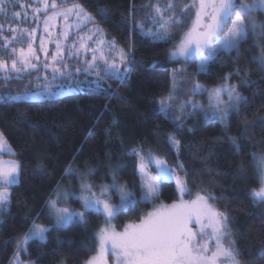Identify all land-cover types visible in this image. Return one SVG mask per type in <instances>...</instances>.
<instances>
[{
	"label": "trees",
	"instance_id": "trees-1",
	"mask_svg": "<svg viewBox=\"0 0 264 264\" xmlns=\"http://www.w3.org/2000/svg\"><path fill=\"white\" fill-rule=\"evenodd\" d=\"M149 2L155 3L154 0H79L93 15L97 8L114 10L107 21L99 16L96 20L107 36L115 38L129 53V63L132 57L136 60L135 70L124 80L103 72L100 84L95 85L92 82L95 75L81 70L77 77L81 85L78 90L53 98L18 100L12 96L44 84L45 77L40 69L25 72L19 79L12 75L7 83L0 72V94L5 96L0 101V130L14 150L12 156L23 165L19 183L10 186L11 203L0 223V264H10L18 240L31 226V219H36L35 214L46 213V203L57 183L74 181L77 186L75 176L65 178L68 164L82 168L83 172L95 168L97 172L87 178L102 181L111 179L109 166L115 169L123 161L126 166L120 168L118 174L138 193L139 189L134 186L139 183L136 164L124 154L143 145L176 162L177 156L169 150L165 133L182 142L179 160L192 172L195 180L188 185L191 193L211 191L218 197L213 202L228 214L233 240L242 253L241 264H247L250 258L256 264H264V259L258 255L264 244V205H254L249 195L251 189L259 187L256 172L250 166L254 161L249 154H264V145L259 143L264 140V131L259 127L249 128L247 131L255 133L254 139L241 135L245 131L242 127L245 122L251 124L258 117H264V71L259 70L260 65L251 59L260 54L261 47H253L254 41L249 39L243 48L251 50L244 51L239 61L234 62L235 52L231 54L232 59L223 55L219 62L210 66L208 73L197 74L196 61L188 64L180 73L188 81L186 85H180L182 90L177 92L180 105L186 100L191 102L196 96L191 95L194 82L219 86L225 83L224 77L235 67L242 71L239 75L233 74L228 82L237 84L240 77L245 76L253 83L240 87L249 100L241 106L240 114L230 117L227 131L218 120L203 122L190 117L184 123L181 136L175 122L159 112V102L170 95L173 87L171 70H179V61L169 59L168 55L173 44L154 41L133 26V20L138 24L148 17L147 8L139 9ZM182 2L190 3L189 0ZM60 5L70 4L63 2ZM133 8L138 11L133 12ZM176 11L184 17V25L190 23L191 11L181 13L179 8ZM2 18L0 14V20ZM171 31L179 34L184 28ZM20 44L14 46L18 49ZM259 45L264 46V40L259 41ZM0 57L14 58L2 47ZM153 62H158L155 67L151 66ZM71 63L74 71L77 60ZM83 74L91 80H86ZM187 122L194 124L190 132ZM230 136L240 141V151L231 143ZM176 197L174 182L162 184L161 199L172 201ZM69 202L80 205L75 199ZM150 206L140 203L121 214L115 219L117 227L139 221ZM46 220L42 215L37 222ZM88 221L87 224L74 222L67 228L49 233L48 242L31 243L28 253H21L22 256L36 264H83L96 252L93 236L101 215L92 214ZM85 247L88 251L83 250Z\"/></svg>",
	"mask_w": 264,
	"mask_h": 264
},
{
	"label": "snow or ice",
	"instance_id": "snow-or-ice-1",
	"mask_svg": "<svg viewBox=\"0 0 264 264\" xmlns=\"http://www.w3.org/2000/svg\"><path fill=\"white\" fill-rule=\"evenodd\" d=\"M70 4V7H63L62 10L55 11L44 20V31H48V25L54 22L58 16L65 21L64 37L67 38L68 29L71 27L67 23L69 17H75L76 28L88 24L94 25L87 29L88 35L79 36V48L87 49V41H93L96 45L92 48L90 61H85L84 71L94 72L99 82L100 72L105 75H116L118 79L124 80L135 70L136 60H129V53L119 48L115 41L106 42L104 39V29L98 24L96 16L107 21L114 11L108 7L97 8L95 15L89 12L85 6L79 3V0H63ZM36 3L42 5L45 13L49 8L58 9L61 5L56 0H36ZM17 7L20 11H11ZM28 8H31L33 17L41 12V7H31L30 4H21L20 0H0V14L5 20L9 18L16 21L22 15L28 16ZM148 9L149 23L155 27V31L147 28L145 24H137L133 20V26L139 28L142 35L151 37L154 41L173 44L169 51V59L183 58L185 63L199 60V73H208L213 63L219 62L223 55L236 53L234 62L239 61L244 51L243 45L249 39L254 41L253 47H261L260 54L252 57V62L260 65L261 71H264V46L259 45V41L264 40V20L257 19V15L264 16V0H191L190 3H183L182 0H156L155 3L149 2L142 5L141 9ZM181 13L191 11L190 23L183 24L184 17L177 15L176 9ZM133 12L138 9L133 8ZM229 23L231 26L229 27ZM183 27L184 31L174 34L171 29ZM225 29L227 31L225 32ZM7 31L10 35H5V24L0 22V47L8 53L11 59L9 64L7 60L0 57V71L4 72V81L7 83L12 74L20 78V73L26 69L35 68L36 65L31 62L32 58L39 59L31 43H28L27 49H17L14 45L27 42L28 39H34L35 28L29 31L27 28L12 27L8 24ZM17 36L24 37L18 40ZM95 37V39H94ZM45 41H40V47L45 48ZM76 48L77 45H72ZM57 53L61 51V45L56 44ZM105 49L119 52L118 65L115 60L110 62L104 55ZM56 60V57H53ZM158 62L151 65L155 67ZM19 64V67H18ZM120 65H123V71H120ZM67 68V64H63ZM59 71L54 68L53 72ZM75 72H80V68H75ZM242 71L240 67H235L232 73L226 74L225 83L218 87L205 88L198 83L192 84L191 95L204 94L210 101V112L206 113L208 119L220 121L225 129L229 128V120L233 114H240L241 106L248 103L249 98L239 90L241 86H248L253 83L245 76H241L237 84L228 83L233 74L239 75ZM173 87L169 97L159 102V112L166 115L175 122L177 133L183 135L185 128L181 115L186 107H191L193 111L203 106L195 101H185L183 105L179 104L177 98L178 90H182L180 85H186V77L180 76L184 69H172ZM61 76L65 75L60 72ZM70 75V73H68ZM191 75V74H189ZM55 78V76H54ZM50 92L51 89H48ZM227 97V100L224 98ZM175 106V107H174ZM187 116L184 117L186 119ZM115 124L116 122L113 121ZM242 127L245 129L242 136L254 139L255 133L247 131L249 128L259 127L264 131V117H258L257 121L249 124L245 122ZM189 132L193 129H187ZM166 141L169 150L176 156L175 164H170L168 160L151 148L145 149L142 145L138 150L131 149L124 155L130 157L136 164V176L139 181L134 184L139 192L133 191L127 183H120L118 178L119 169L126 166L122 161L120 165L112 169L109 166V175L111 184H101L95 180L87 179L97 169L91 168L87 172L78 171L72 164L65 168V178L75 176L78 178L80 187L77 192L75 189H67L62 182L57 183L50 198L46 203V213H36V219H31V226L27 232L19 238L16 244V253L10 264H25L21 259V253H28L31 243L44 244L49 240V233L67 228L70 224L78 222L87 224L88 217L92 214L102 215L105 218V226L101 227L94 234L93 240L97 248L96 255L89 257L83 264H108L107 254L110 251L115 264H241L239 257L241 250L233 240V233L230 229L229 216L220 211L210 201L218 199L211 191H198L194 199L185 200L184 196L191 195L189 183H195L192 172L185 168L179 156L182 150V142L171 134ZM229 140L240 151V141L235 136H230ZM123 143V141H121ZM264 145V140L259 142ZM255 146V145H253ZM7 152L14 154L11 145L2 131H0V154ZM254 161L250 166L256 172V178L259 181V187L251 189L249 195L254 205H264V154H249ZM154 166L156 175H151L150 167ZM23 165L15 160L4 161L0 159V223H3V215L8 212V205L11 203V193L8 188L19 183ZM243 170V165H241ZM181 173L183 175H181ZM175 183L178 200L171 204L161 203L150 212H146L139 218V222H130L124 226L123 231H116L110 226L111 221L119 218L121 214L127 213L140 203L155 204L160 199L161 185L166 183ZM99 188L100 191H94ZM113 194L119 197V203L113 204ZM70 199H75L81 203L82 210H77L69 206ZM44 215L49 221L47 224L37 222L39 217ZM195 222L199 227L194 230L192 227ZM84 251H88L85 247ZM54 251H58L55 249ZM260 259H264V244L261 245L258 253ZM29 264H36L30 261ZM247 264H256L251 258Z\"/></svg>",
	"mask_w": 264,
	"mask_h": 264
},
{
	"label": "rangeland",
	"instance_id": "rangeland-1",
	"mask_svg": "<svg viewBox=\"0 0 264 264\" xmlns=\"http://www.w3.org/2000/svg\"><path fill=\"white\" fill-rule=\"evenodd\" d=\"M156 2V0H154ZM191 2V0H189ZM248 2H251V0H248ZM21 4H30L31 7H41V12L35 14V18L33 17V14L31 12V8H28V16H21L20 18H18L19 20L15 23V21H12L10 18L8 20H5L4 18H2L0 20V22H3L5 24V35H10L7 31V26L8 24H11L12 27H20V28H27L29 31H32L35 28V35H34V39H28L27 42H23L20 44L19 48H24L25 50L27 49L28 43H31L33 46V49L35 50L36 56L39 57V59H35L32 58L31 62L33 64L36 65L35 68H29L26 69L24 72L20 73L19 75L24 74L25 72H30V71H37L38 69H40L42 76L45 77L44 84L41 83L40 85L35 86L32 89H29L27 91L21 92V93H17L15 95H13L12 97L14 99H18V100H32V99H42V98H53L65 93H69L75 90L80 89V84L79 81L77 80V77L80 75L79 72H75L73 71L72 68V61L74 59L77 60V63L75 64V68H80L82 71H84L85 68V61H90L91 56H92V48H95L96 45L93 43V41H87L86 40V44L89 46L87 49H82L79 48V43L80 41L78 40L79 36H87L88 32L87 29H91L94 27V25L88 24L86 27L85 26H81V28L79 30H77L76 28V19L75 17H69V20L67 21V23L69 25H71V27L68 29V35L67 38L64 37V26H65V21L62 17L58 16L56 18V20L54 22L49 23L48 25V31L45 32L44 28H45V24H44V20L46 19L47 16L52 15L53 12L55 11H59L62 10L63 7H70L71 5L68 6H61L58 9H51L49 8L47 10V13L44 12L42 5H39L36 3V0H20ZM49 3H51V0H49ZM56 3L58 5H60L61 3H63V0H56ZM11 11H20L22 12V8L18 7L17 9H10ZM11 11L9 13H11ZM2 15V14H1ZM257 19L260 20H264V18H262L261 15H257ZM149 20V12H148V17L144 20H140L138 22V24L143 23L145 24V26L147 28H150L151 30L155 31V27H153L150 23L148 24V26L146 25V22ZM7 23V24H6ZM99 25H101L100 23H98ZM231 26V24L229 23V27ZM227 31V29H225V32ZM104 39L106 42L108 41H115V44L119 47L122 48L118 43L117 40L115 38H110L107 36L106 32H104ZM18 40H23L24 37L21 36H17ZM95 39V37H94ZM44 40L45 43V48H46V53L44 51V49H42L40 47V41ZM59 43L61 45V51L59 52V54L57 53V48H56V44ZM77 45L76 48H73L72 45ZM17 47V46H15ZM18 48V49H19ZM173 48V45L169 48L168 50V54L169 51ZM123 49V48H122ZM125 50V49H124ZM126 51V50H125ZM261 51V49H260ZM127 52V51H126ZM104 55L106 58H109L110 62L112 60H115V62L119 65L120 61H119V52L112 50L109 53V50L105 49ZM53 57H56V60H53ZM179 61V69H185L188 64L192 63V62H188L185 63L183 61V58H173ZM7 60V59H6ZM196 61V65H197V69L199 68V60H195ZM7 62L10 64L11 60H7ZM127 63H129V60L127 61ZM63 64H67V68L63 67ZM19 67V64H18ZM54 68H58L59 71L53 72ZM120 71H123V65H120ZM3 75L4 72L0 71ZM60 72H64L65 75L61 76ZM70 73V75L68 74ZM95 76H93V84L95 85H99L100 84V79L99 78V82L97 83V76L94 72H92ZM103 72H100V76ZM12 75H16L15 73H13ZM86 74H83V76ZM55 76V78H54ZM70 76V77H69ZM86 80H91L89 79L90 76L86 75ZM231 83V82H228ZM200 85H203L205 88H212V87H218V86H207L206 84L203 83H198ZM233 84V83H231ZM220 86V85H219ZM48 89H51V91L49 92ZM169 97V96H168ZM163 98L161 100H165L167 99ZM5 96L0 94V101L4 100ZM225 100H227V97L224 98ZM192 101H195L196 103L202 105V108H199L196 111H193V109L189 106L186 108L185 111H183V113H180L179 115H181V119L182 122L185 123L186 119L192 117L194 119H200L203 122H207L209 120H216V119H208L206 116V113L210 112V101L209 98L204 95V94H197L195 97H193ZM187 116L186 119H184V117ZM188 128H193L194 124H191L189 122L186 123ZM1 131V130H0ZM7 143L10 145V143L7 141ZM12 148V146H11ZM136 149H140L141 146L139 147H135ZM147 149V148H145ZM13 150V148H12ZM14 153V150H13ZM160 155V154H158ZM260 155V154H257ZM162 156V155H160ZM164 157V156H162ZM166 158V157H164ZM0 159L4 160V161H8V160H15L18 161L16 158H14L12 156V154H8L7 152H4L2 154H0ZM168 160V162L170 164H175L174 161L169 160L168 158H166ZM19 162V161H18ZM78 171H82L83 169L80 167H76ZM150 171H151V175L155 176L156 175V169L154 166L150 167ZM181 175H183L181 173ZM118 178H119V182L120 183H127V179L126 178H121L120 177V173L118 174ZM88 179V178H87ZM77 180V186L75 185V182H67L65 184H63V186L67 189H75L77 192L79 191V181L78 178L76 177ZM101 184H111V179H105L102 181H97ZM128 186L130 188L133 189V191H136L135 188H133L130 184H128ZM162 188V185H161ZM176 188V186H175ZM258 188V187H257ZM8 191L11 193L10 187L8 188ZM94 191L99 192L100 189L99 188H95ZM193 192L191 193V195H185L184 199L185 200H190V199H194L195 198V194L197 193ZM11 199V197H10ZM178 200V194L177 197L172 200V201H165L163 199H161V195H160V199L158 201L155 202V204H151L150 208L146 211V212H150L154 209V207L158 206L161 203L164 204H171L175 201ZM211 203H213L220 211L224 212L223 210H221L215 202L210 201ZM112 203L113 204H118L119 203V197L116 196L115 194H113V199H112ZM80 205H75L71 202H69V206L72 208H75L77 210H82L81 207V203L79 202ZM145 212V213H146ZM135 222V221H134ZM139 222V221H137ZM39 223H43V224H47L49 223L48 220H46L45 222H39ZM105 218L101 215V222L99 224V226L97 227V230L95 231V233L98 232V230L101 227L105 226ZM130 223V222H128ZM127 223V224H128ZM110 226L114 227L116 231H123V228H118L116 223H115V219L111 221ZM192 227L195 229H197L199 227V225H197L195 222H193ZM97 252V249H96ZM96 252L91 255L94 256L96 255ZM21 255V259L25 261V264H29L30 261H33L31 259H26ZM14 257V256H13ZM13 260V258H12ZM11 260V261H12ZM107 260H108V264H115V258L113 256V254L109 251L107 254ZM59 264H65L64 262H60Z\"/></svg>",
	"mask_w": 264,
	"mask_h": 264
},
{
	"label": "crops",
	"instance_id": "crops-1",
	"mask_svg": "<svg viewBox=\"0 0 264 264\" xmlns=\"http://www.w3.org/2000/svg\"><path fill=\"white\" fill-rule=\"evenodd\" d=\"M11 24H14V23H11Z\"/></svg>",
	"mask_w": 264,
	"mask_h": 264
}]
</instances>
